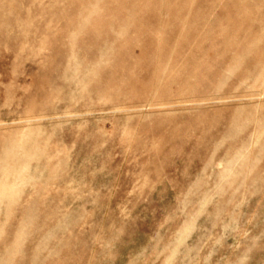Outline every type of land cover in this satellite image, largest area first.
<instances>
[{
	"label": "rangeland",
	"instance_id": "1",
	"mask_svg": "<svg viewBox=\"0 0 264 264\" xmlns=\"http://www.w3.org/2000/svg\"><path fill=\"white\" fill-rule=\"evenodd\" d=\"M0 264H264V0H0Z\"/></svg>",
	"mask_w": 264,
	"mask_h": 264
}]
</instances>
